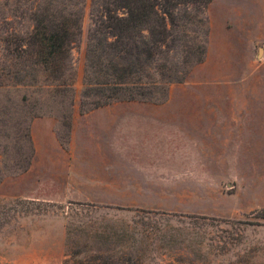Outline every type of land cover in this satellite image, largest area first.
<instances>
[{"label":"rangeland","instance_id":"374dc122","mask_svg":"<svg viewBox=\"0 0 264 264\" xmlns=\"http://www.w3.org/2000/svg\"><path fill=\"white\" fill-rule=\"evenodd\" d=\"M31 1L0 0V41L28 32ZM80 8L81 34L70 51V97L54 95L42 77L16 83L14 72L20 67L5 57L6 44L0 42V66L11 72L8 77L0 71V264H264V220L258 214L264 208H234L233 190L211 195L215 205L185 202L183 190H141L137 205L79 202L59 190L69 167L66 158L35 157L34 119H54L56 144L69 156L74 113L86 114L96 109H89L91 103L101 100L93 92L84 95L90 0ZM195 65L170 67L175 72L170 76L180 79L170 82L160 103L110 100L105 106L170 105L169 89L171 105L182 106V84ZM23 159L28 165L20 171Z\"/></svg>","mask_w":264,"mask_h":264},{"label":"crops","instance_id":"0c3cea01","mask_svg":"<svg viewBox=\"0 0 264 264\" xmlns=\"http://www.w3.org/2000/svg\"><path fill=\"white\" fill-rule=\"evenodd\" d=\"M206 17L204 57L182 84V106L171 105L169 89L170 105L74 113L69 156L52 117L32 121L35 157L69 162L66 197L137 205L141 190H183L185 202L208 205L228 189L234 208H264V0H212Z\"/></svg>","mask_w":264,"mask_h":264},{"label":"trees","instance_id":"16d2710c","mask_svg":"<svg viewBox=\"0 0 264 264\" xmlns=\"http://www.w3.org/2000/svg\"><path fill=\"white\" fill-rule=\"evenodd\" d=\"M32 1L27 9L28 32L13 33L0 41L6 44L5 57L16 59L20 67L14 72L16 83L42 77L49 83L47 90L70 97V51L80 38L83 0ZM211 1L90 0L84 95L93 92L101 100L89 109L110 100L160 103L170 82L180 79L170 76L175 73L170 67L202 61L208 35L206 10ZM0 71L8 77L11 73L6 65ZM88 73L103 80L89 79ZM19 125L17 121V130ZM21 161L20 171L28 165ZM258 214L264 220V210Z\"/></svg>","mask_w":264,"mask_h":264}]
</instances>
